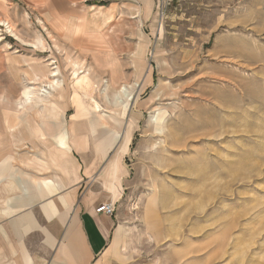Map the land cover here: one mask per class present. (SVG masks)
<instances>
[{
  "label": "rangeland",
  "instance_id": "374dc122",
  "mask_svg": "<svg viewBox=\"0 0 264 264\" xmlns=\"http://www.w3.org/2000/svg\"><path fill=\"white\" fill-rule=\"evenodd\" d=\"M48 1L0 0V94L47 109L62 90L117 154L134 122L105 264H264V0H108L89 53L49 36Z\"/></svg>",
  "mask_w": 264,
  "mask_h": 264
},
{
  "label": "crops",
  "instance_id": "0c3cea01",
  "mask_svg": "<svg viewBox=\"0 0 264 264\" xmlns=\"http://www.w3.org/2000/svg\"><path fill=\"white\" fill-rule=\"evenodd\" d=\"M97 5L77 8L71 0L48 1L41 22L49 36L74 46H67L69 51L87 53V46L77 51L79 41L86 42L96 28L107 26L116 8ZM98 8L102 10L95 16ZM45 52L52 54L49 47ZM32 64L33 75H43L40 64ZM106 66L112 68L108 61ZM50 74L57 76L55 71ZM83 78L88 85L85 76L77 77L75 90L83 88ZM53 81L48 88L58 89L60 82ZM64 95L58 90L49 101L51 108L34 109L29 92L21 94L23 102L0 94V264H105L116 256L119 242L110 235L116 227L114 215L97 214L95 209L116 205L121 196L120 157L129 140L117 154L118 135L99 138L92 127L82 132L81 117H90V111L68 115ZM133 128L129 120L130 134Z\"/></svg>",
  "mask_w": 264,
  "mask_h": 264
},
{
  "label": "built area",
  "instance_id": "2783aa9c",
  "mask_svg": "<svg viewBox=\"0 0 264 264\" xmlns=\"http://www.w3.org/2000/svg\"><path fill=\"white\" fill-rule=\"evenodd\" d=\"M90 1L95 2L96 4H99V5H102L103 3L108 2V0H90ZM95 212L97 214L113 216L115 213V205L112 203L101 204L95 209Z\"/></svg>",
  "mask_w": 264,
  "mask_h": 264
},
{
  "label": "bare ground",
  "instance_id": "6f19581e",
  "mask_svg": "<svg viewBox=\"0 0 264 264\" xmlns=\"http://www.w3.org/2000/svg\"><path fill=\"white\" fill-rule=\"evenodd\" d=\"M90 9H92V8H90ZM98 9H100V8H98ZM100 10H102V8L100 9ZM54 72V71H53ZM54 75V74H53ZM83 80H84V78L82 79V83H83ZM53 81V80H52ZM54 82V81H53ZM52 82V83H53ZM49 85H50V83H49ZM83 85H84V87L85 88H88V85H85V83H83ZM56 87V86H55ZM43 92V91H42ZM127 100L129 101H131L132 100V98H129V96L127 97ZM129 138H130V131L129 130H126V134H125V137L123 138V141L122 142H124V145L128 142V140H129ZM123 149V148H122Z\"/></svg>",
  "mask_w": 264,
  "mask_h": 264
}]
</instances>
